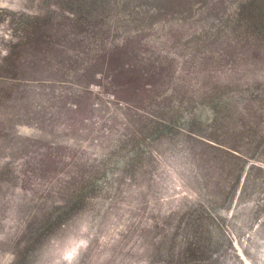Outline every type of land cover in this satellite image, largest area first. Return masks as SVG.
Listing matches in <instances>:
<instances>
[{
	"label": "rangeland",
	"instance_id": "374dc122",
	"mask_svg": "<svg viewBox=\"0 0 264 264\" xmlns=\"http://www.w3.org/2000/svg\"><path fill=\"white\" fill-rule=\"evenodd\" d=\"M0 264H264V0H0Z\"/></svg>",
	"mask_w": 264,
	"mask_h": 264
}]
</instances>
